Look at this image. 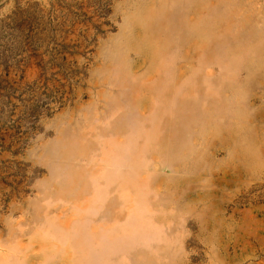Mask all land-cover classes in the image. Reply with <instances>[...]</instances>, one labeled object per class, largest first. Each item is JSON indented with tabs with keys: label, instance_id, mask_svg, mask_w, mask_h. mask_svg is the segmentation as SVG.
Segmentation results:
<instances>
[{
	"label": "rangeland",
	"instance_id": "374dc122",
	"mask_svg": "<svg viewBox=\"0 0 264 264\" xmlns=\"http://www.w3.org/2000/svg\"><path fill=\"white\" fill-rule=\"evenodd\" d=\"M0 264H264V0H0Z\"/></svg>",
	"mask_w": 264,
	"mask_h": 264
}]
</instances>
